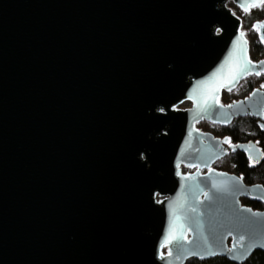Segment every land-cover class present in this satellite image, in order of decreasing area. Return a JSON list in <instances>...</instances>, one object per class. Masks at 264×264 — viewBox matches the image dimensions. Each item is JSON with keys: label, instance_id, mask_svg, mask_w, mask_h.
Wrapping results in <instances>:
<instances>
[{"label": "water", "instance_id": "1", "mask_svg": "<svg viewBox=\"0 0 264 264\" xmlns=\"http://www.w3.org/2000/svg\"><path fill=\"white\" fill-rule=\"evenodd\" d=\"M230 2L261 0H0V264L264 252V211L241 202L264 204V186L213 169L263 151L198 127L250 116L264 129L263 85L222 103L264 74Z\"/></svg>", "mask_w": 264, "mask_h": 264}, {"label": "trees", "instance_id": "2", "mask_svg": "<svg viewBox=\"0 0 264 264\" xmlns=\"http://www.w3.org/2000/svg\"><path fill=\"white\" fill-rule=\"evenodd\" d=\"M256 20L264 19V8H257L252 16ZM250 19H245L244 31L247 38L250 41V55L255 61L264 58V43L260 41L259 34L256 29H254L253 24L249 22ZM264 85V74L261 77L251 76L244 80L238 89L232 92L233 100L239 101L245 99L250 95V93ZM222 103L229 105V101L225 96L222 97ZM201 130L205 132H212L216 137H231V142L233 144H243L249 141L258 142L264 151V132L256 127V120L254 118H240L235 120L230 127H219L212 125L208 122H203L198 126ZM226 161L229 162V166L234 167L233 172L239 176H242L247 184L263 183L264 184V163L258 167L254 168L247 156L237 151L236 153H231ZM218 166V165H217ZM187 264H235L224 257H218L210 260L201 261L198 259H192ZM244 264H264V252L257 251L253 256Z\"/></svg>", "mask_w": 264, "mask_h": 264}, {"label": "flooded vegetation", "instance_id": "3", "mask_svg": "<svg viewBox=\"0 0 264 264\" xmlns=\"http://www.w3.org/2000/svg\"><path fill=\"white\" fill-rule=\"evenodd\" d=\"M231 4H234L233 2H230ZM229 3V4H230ZM264 6H261V7H259L260 9L261 8H263ZM257 8H254V9H252L250 12H242V11H238L236 14L242 19V21H243V28H244V24H245V19H251L252 18V16H253V14H254V12H255V10H256ZM264 19H259V20H254L255 22H253V27H254V29H255V25L258 23V22H261V21H263ZM244 30V29H243ZM257 30V29H256ZM262 86V85H261ZM260 86V87H261ZM264 86V85H263ZM260 87H258V88H260ZM257 89V88H256ZM264 89V88H263ZM255 90V89H254ZM253 90V91H254ZM252 91V92H253ZM251 92V93H252ZM250 93V94H251ZM247 98V97H246ZM249 118H254V117H250V116H248ZM243 118H247V117H243ZM238 119H240V118H238ZM238 119H235V120H238ZM255 120H256V127H258L260 130H262L263 132H264V129H262L261 127H260V125H259V120L258 119H256V118H254ZM234 120V121H235ZM234 123V122H233ZM232 123V124H233ZM264 123V122H263ZM231 124V125H232ZM213 125V124H212ZM231 125H229V126H226V127H230ZM219 127H221V126H219ZM226 127H224V128H226ZM218 138H221V139H225V138H229L230 139V141H231V137L230 136H226V137H218ZM249 142H255V141H249ZM249 142H247V143H249ZM259 147H260V149L263 151V149L261 148V146L258 144V142H255ZM230 144H233L232 142L230 143ZM231 153H233V152H230L225 158H223V159H221L220 161H222V160H225ZM236 153V152H235ZM263 153H264V151H263ZM249 160V159H248ZM220 161H218L217 163H215V165L213 166V169H215V170H217V171H219V172H222V173H228V174H230V175H237L236 173H234L233 172V170H234V167H230V168H220V167H217L216 165L220 162ZM249 162H250V164L254 167V168H258V167H260L263 163H264V159L260 162V163H258V162H256V163H252L250 160H249ZM181 170H182V174L183 175H189V174H194L196 171H197V169H191V168H187V167H185V166H182L181 167ZM208 173V170H203L202 171V174L204 175V174H207ZM237 176H239V175H237ZM240 178H242L243 179V181L245 182V180H244V178L242 177V176H239ZM246 183V182H245ZM247 184V183H246ZM247 185H249V186H254V185H263L264 186V184L263 183H254V184H247ZM155 199H156V201H161L162 200V198H160L159 196H158V194H156V197H155ZM241 202H242V204H243V206H246V207H249V208H252L254 211H264V204L263 203H261V202H258V201H252V200H249V199H247V198H242V200H241ZM229 243H231V240H229ZM164 253L166 254V253H168V250L167 249H165L164 250ZM253 256V255H252ZM251 256V257H252ZM218 258V257H217ZM225 258V257H224ZM199 260V259H198ZM229 260V259H228ZM244 264V263H243Z\"/></svg>", "mask_w": 264, "mask_h": 264}, {"label": "snow or ice", "instance_id": "4", "mask_svg": "<svg viewBox=\"0 0 264 264\" xmlns=\"http://www.w3.org/2000/svg\"><path fill=\"white\" fill-rule=\"evenodd\" d=\"M261 6H264V0H261V3H259V4H257V3H247L246 5H242V7L244 8L245 12H249L250 9L253 8V7H261ZM260 27L261 26H259V25L256 26L257 31H259ZM240 35H241V37H243L244 33L241 32ZM261 40L264 41V36H261ZM244 43H246V41H244ZM240 53H241V57H243V49H240ZM261 63H264V62H261ZM251 64H252L251 60L243 59V65L241 66L239 63H237L235 71L237 73H239V74H243L247 70L248 66L251 65ZM256 74L260 75L261 73L257 72ZM224 142L225 143H231L230 140H226ZM171 238L172 237L170 235L169 240H171ZM211 254L215 255L216 253L212 252ZM169 255H171V253H169ZM201 258H203V257H201Z\"/></svg>", "mask_w": 264, "mask_h": 264}, {"label": "rangeland", "instance_id": "5", "mask_svg": "<svg viewBox=\"0 0 264 264\" xmlns=\"http://www.w3.org/2000/svg\"><path fill=\"white\" fill-rule=\"evenodd\" d=\"M233 5H234V7H235L238 11L240 10V11L244 12V11L241 10L239 7H237L235 4H233ZM263 8H264V7H263ZM254 20H256V19L252 17V18L249 20V22L253 24V22H255ZM262 59H264V58H262ZM239 86H240V85H239ZM237 89H238V88H237ZM237 89H235L234 91H236ZM234 91H232V92H234ZM232 92H230V93H225V97L227 98L228 101H235V100H233L234 97L232 96ZM217 165H218V166H217ZM217 165H216L217 167H226V168H230V166H229V162L226 161V159L220 161Z\"/></svg>", "mask_w": 264, "mask_h": 264}]
</instances>
